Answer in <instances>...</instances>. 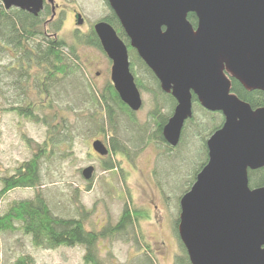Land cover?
I'll use <instances>...</instances> for the list:
<instances>
[{
	"label": "water",
	"instance_id": "obj_1",
	"mask_svg": "<svg viewBox=\"0 0 264 264\" xmlns=\"http://www.w3.org/2000/svg\"><path fill=\"white\" fill-rule=\"evenodd\" d=\"M38 15L45 0H0ZM52 17L56 12L54 0ZM130 44L177 100L163 127L180 143L193 98L224 115L207 140L209 160L180 200L179 235L192 264H264V186L250 187L249 170L264 166V106L253 108L232 92L234 77L248 90L264 91V0H107ZM195 13L194 26L188 19ZM77 23L84 17L78 14ZM112 61L111 81L134 111L143 105L131 71L129 49L115 27L94 25ZM100 155L109 153L100 139ZM94 165L83 169L86 179Z\"/></svg>",
	"mask_w": 264,
	"mask_h": 264
},
{
	"label": "rangeland",
	"instance_id": "obj_2",
	"mask_svg": "<svg viewBox=\"0 0 264 264\" xmlns=\"http://www.w3.org/2000/svg\"><path fill=\"white\" fill-rule=\"evenodd\" d=\"M47 2L50 4L48 0ZM54 4L56 12L51 19L55 18L59 21L60 29L57 33L69 42L73 41L76 32H89L110 11L106 0H54ZM77 11L84 17L82 25L77 23ZM78 52L81 60L80 70L76 75L63 77L53 90L59 114L69 118L73 141L70 144L62 143L50 157H44L41 160L42 189L49 204L54 213L71 216L75 212L73 198L78 190L79 200L87 209L92 210L86 224L87 228L99 230L106 224L119 219L125 200L130 195L131 203L146 210L147 217L142 221L141 226L145 239L152 249L149 253H154L156 264H177V257L183 255L176 230H174L181 210L179 202L196 181H194L196 171L206 159L204 140H208L216 131L211 133L213 124L221 122L220 116L216 115L215 121L212 120V116L204 115L193 102L192 117L195 115L203 126L199 125L198 128L194 124L187 130L184 142L188 147L182 143L177 147L174 155H169L164 144L152 141L140 152L139 149L144 143H141V139H135L139 136V132L142 133L150 124L149 112L155 104L151 90L141 91L143 105L135 115L138 121L133 123L130 118L122 114L118 116L116 131L120 142L128 145L132 154L137 151L139 154L132 155L134 156L132 159L125 154H119L122 171L107 170L102 166L99 153L93 148V141L100 139L111 146L113 132L103 134L98 131L97 125L93 127L89 125L88 116L89 113L94 112V108L89 103L85 104L84 110L77 108L79 92L82 91L78 85L83 84L86 88L90 85L98 91L104 89L111 81L112 61L104 53L105 51L98 47L81 45ZM14 56L15 53L11 47L6 45L5 48L0 49V67L4 64H12L15 60ZM129 57L131 60L130 53ZM135 74L137 77L142 76L145 85L151 86L152 81H149L143 67L136 66ZM11 75L12 79H16L18 72ZM28 83L32 85L28 95L35 99L37 90L33 86L34 79L30 78ZM22 90L17 91L12 85H4L3 93L8 100L0 96L3 106H10L11 102L24 97ZM69 107L73 109L75 107V109L71 110ZM169 108L167 105L163 111ZM197 133L200 136L196 135ZM47 135L48 129L42 123L34 122L17 112L0 109V175H4L6 171L13 172L18 164L32 156V148L26 139H31V145L35 147L36 142H43ZM182 157H185V162L181 161ZM90 165H94L95 170L92 178L86 179L83 169ZM34 193L33 188L14 189L1 200V208L3 209L14 200L31 198ZM126 236H118L114 241L100 240L98 246L102 256L106 257L107 252H111L114 264H139V261L144 258L146 244L142 241L139 244H136L134 240L127 241ZM23 252L31 253L36 259V264H86L83 259L82 245L42 249L33 246L29 236L22 232L0 233L2 264L9 263L17 254Z\"/></svg>",
	"mask_w": 264,
	"mask_h": 264
},
{
	"label": "trees",
	"instance_id": "obj_3",
	"mask_svg": "<svg viewBox=\"0 0 264 264\" xmlns=\"http://www.w3.org/2000/svg\"><path fill=\"white\" fill-rule=\"evenodd\" d=\"M107 4L110 11L103 20L111 23L127 44L132 57L130 60L131 71L135 76L139 89L141 91L151 90L150 92H152L155 99V104L149 112L151 118L150 127L147 125L145 127L146 130L142 133L139 132V136L135 139H141V143H144L139 151L142 152L147 144L154 141L164 144L166 152L169 155H174L178 149L177 147L182 143H184L185 147H188L186 142H184L187 130L192 128L194 124L199 128V125L203 126V123L194 115V117L187 120L181 141L177 146H172L166 141L163 127L172 115L177 100L171 93H167L161 88L158 77L139 56L136 49L131 46L130 39L123 29L118 16L108 1ZM52 14V6L49 3L44 6V9L38 15H34L17 7L6 9L0 1V49L5 48L7 45L15 53V60L12 64H4L0 67V96L2 95L4 99H7L3 93L4 85H12L17 91L18 89H23L22 93L25 95L21 99L11 102L10 106H3L0 101V109L17 112L19 115L30 118L34 122L42 123L48 129L46 139L43 142H36V148L31 145V139H26L30 148H32L33 154L30 158L18 164L13 172L6 171L4 175H0V202L6 194L14 189L33 188L35 190L34 196L31 198L14 200L3 209L0 205V233L22 232L29 236L33 246L42 249L82 245L84 247L83 259L86 264H114L111 252H107L106 257L102 256L98 246L99 242L100 240L114 241L118 236L127 235L125 238L127 241L134 240L136 244L142 241L146 244L144 258L139 261V264H156L154 253H149L152 249L145 239L141 226L142 221L147 217L146 210L131 203L132 197L130 195L126 198L121 215L116 222H110L99 230H90L86 224L91 217L92 210L87 209L79 200L78 190L73 198L75 205L74 214L61 216L54 213L42 189L41 160L44 157H50L62 143L70 144L73 141L69 118L59 114L56 99L53 97V90L63 77L71 76L72 74L76 75L80 70L81 60L78 48L81 45L98 47L104 52L94 28L87 33L76 32L73 41L69 42L57 33L60 29V23L55 18L50 21ZM188 19L194 26L197 25L198 19L195 13H189ZM138 65L141 68L143 67V71L148 74L149 81H152L151 86L145 85L142 76H136L135 67ZM16 71L18 72V77L12 79L11 73ZM230 77L232 80V92L250 103L253 108L264 106V91L248 90L240 81L232 76ZM30 78L34 79L35 85L33 86L37 90L35 99L28 95V90L32 86L28 83ZM78 80L81 84V79L79 78ZM78 88H81L82 91L79 92L80 98L78 99L79 105L77 108H83L84 110L86 103H89L94 108V112L89 113L88 116L89 125L91 127L97 125L98 131L103 134L109 131L113 132V135H111V146L105 143L109 148L110 154L107 158H102V166L107 170L120 169L122 171L118 155L125 154L129 159H132L139 154V151L132 154L130 147L120 142L116 133L117 120L118 116L123 114L130 118L133 123H136L138 121L135 116L136 111L132 110L121 99L112 81H109L106 87L102 90L99 89V91L90 85L86 88L85 85L81 84L78 85ZM193 99L194 105L198 106L204 115L212 116V120H214L216 115L220 116L221 122L216 125L215 123L213 124L211 133L219 129L224 122L223 113L207 110L200 104L196 95H194ZM167 105L170 108L167 111H163ZM69 108L71 110L75 109V107L74 109L73 107ZM83 110L80 111V114H82ZM106 123L108 124L105 125ZM196 135L200 136L199 133ZM204 146L206 159L199 165L194 181L197 174L209 160L207 140H204ZM182 160L185 162V157H182ZM249 180L252 188L264 186V166L255 170L250 169ZM179 222L180 215L177 218V222H175L176 228L174 226V230H176L183 255L182 257H177L176 262L177 264H192L187 249L179 235ZM0 264H2L1 253ZM7 264H36V259L31 253L23 252L17 254Z\"/></svg>",
	"mask_w": 264,
	"mask_h": 264
},
{
	"label": "flooded vegetation",
	"instance_id": "obj_4",
	"mask_svg": "<svg viewBox=\"0 0 264 264\" xmlns=\"http://www.w3.org/2000/svg\"><path fill=\"white\" fill-rule=\"evenodd\" d=\"M48 2H47V0H45V4L44 5H46ZM52 6V5H51ZM56 6V5H55ZM78 13L77 14H81L79 11H77ZM56 17V16H55ZM52 19H50V21H51ZM48 23V22H47ZM46 25H48V24H46ZM77 30H79L80 31V29H77ZM109 154V153H108ZM107 154V155H108ZM100 155V154H99ZM107 155H100L99 157H101V158H104L105 156H107Z\"/></svg>",
	"mask_w": 264,
	"mask_h": 264
}]
</instances>
